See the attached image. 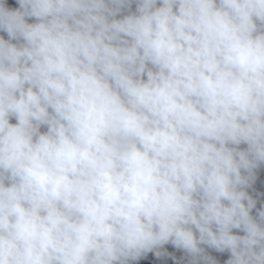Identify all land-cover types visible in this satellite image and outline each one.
Masks as SVG:
<instances>
[{
    "label": "clouds",
    "instance_id": "clouds-1",
    "mask_svg": "<svg viewBox=\"0 0 264 264\" xmlns=\"http://www.w3.org/2000/svg\"><path fill=\"white\" fill-rule=\"evenodd\" d=\"M132 4L0 0V264H264V0Z\"/></svg>",
    "mask_w": 264,
    "mask_h": 264
}]
</instances>
